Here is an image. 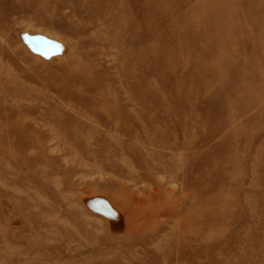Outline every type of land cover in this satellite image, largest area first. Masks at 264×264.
<instances>
[{
	"label": "rangeland",
	"instance_id": "374dc122",
	"mask_svg": "<svg viewBox=\"0 0 264 264\" xmlns=\"http://www.w3.org/2000/svg\"><path fill=\"white\" fill-rule=\"evenodd\" d=\"M84 1L0 0V264H264V0Z\"/></svg>",
	"mask_w": 264,
	"mask_h": 264
},
{
	"label": "bare ground",
	"instance_id": "6f19581e",
	"mask_svg": "<svg viewBox=\"0 0 264 264\" xmlns=\"http://www.w3.org/2000/svg\"><path fill=\"white\" fill-rule=\"evenodd\" d=\"M166 1L167 0H148L147 2L151 6V8H149V10H151V11H153V13H157V15H159L163 9H161L159 7H156V6H157V4H159V3L162 4V3L166 2ZM200 1H202V0H200ZM87 2H88V0L87 1L86 0L84 1V3H87ZM235 2H236V0L235 1L234 0H228L227 3H225V7H226L225 9L232 8L234 6ZM223 4H224V2L222 3V1H220V0H210V3L209 4H206V5L202 4L201 5V7H200V10L201 11L200 12H203V15L206 16V20H205V22H204V24L202 26H201V23H199L197 25V29L196 30H193V33L195 34V38L196 39L198 38L203 43H206V42H208L207 38L210 37L209 35L211 33H213V34L216 33L217 35H219L220 38L221 37H227L226 40L229 41L231 44L234 42V40H239L240 42L241 41L243 42V40H242L243 38L239 34L235 33L236 30H229V29H227V30H215L214 29V28H217L218 27V24L221 25L220 23H218L217 19L220 20L221 23H222V21L229 20L228 18H226L228 16L225 15V14H229L230 16L232 15V17H234L235 22H237L236 21L237 18H236V16H234V13H231L229 11H225L226 12L225 13L224 11H221ZM244 4H248L247 1ZM170 5L171 6L169 8V11L172 12L171 15H170V17H171L170 19L171 20H175V21L178 22L177 18H182L181 14L179 12H177L179 6L175 2H171ZM245 6H247V5H245ZM186 14L188 16V13L187 12H186ZM223 16H225V17H223ZM183 18H184V14H183ZM241 21H245V20H243V18H241ZM240 22L238 23V28L240 26L241 30H245V27H249V25H250V23L244 22L245 23L244 26H241L240 25L241 24ZM211 29H213V30H211ZM206 30L210 31L211 33L209 34V32L206 31ZM130 33H131V36L133 37L132 40L135 43H139L140 40L138 39V33H136V30H134V28H133V31L130 30ZM244 35H245V32H244ZM184 36H186V35L184 34ZM188 36L189 35H187V37ZM223 41H225V40H223ZM169 43H170V41H169ZM172 49L176 52V53H174L175 55L182 54V53L186 54L187 60L189 61L188 58H190V55H188L185 52V51H187L186 48L185 49H182V47L179 44H175L172 47ZM223 61H220V62L221 63H224ZM225 65L227 67H230L232 64L228 63V64H225ZM168 68L170 69V75H174V70H176V71H182V70H184L185 66H184V63H181L178 60V62L176 64H169L168 65ZM168 75H169V73H168ZM169 78H172V77L170 76ZM113 197L111 198V200L113 202H111V200L109 198H106V200L109 201L112 204L119 203V201L117 199V196H113ZM256 246H259V245H256ZM259 252H261L260 253L261 255H264V250H262V247L260 248V251Z\"/></svg>",
	"mask_w": 264,
	"mask_h": 264
}]
</instances>
